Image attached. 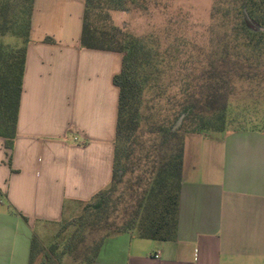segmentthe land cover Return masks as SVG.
Instances as JSON below:
<instances>
[{
  "label": "crops",
  "instance_id": "0c3cea01",
  "mask_svg": "<svg viewBox=\"0 0 264 264\" xmlns=\"http://www.w3.org/2000/svg\"><path fill=\"white\" fill-rule=\"evenodd\" d=\"M84 10L34 0L13 148L0 138V264H30L33 238L112 179L123 56L81 48ZM189 137L176 240L113 235L95 264H264V129Z\"/></svg>",
  "mask_w": 264,
  "mask_h": 264
},
{
  "label": "trees",
  "instance_id": "16d2710c",
  "mask_svg": "<svg viewBox=\"0 0 264 264\" xmlns=\"http://www.w3.org/2000/svg\"><path fill=\"white\" fill-rule=\"evenodd\" d=\"M232 49L250 64L264 63V0H234ZM81 48L121 54V72L113 84L119 90L113 173L107 188L81 204L72 221L75 232L58 260L77 251L86 233L101 234L88 248L83 264H95L105 240L132 234L141 240L175 241L178 231L185 142L188 135L224 132L225 112L205 121L195 113L192 95L183 102L165 101V65L170 53L158 35L136 37L113 24L111 14L147 11V0H84ZM34 0H0V138L13 148L23 92ZM212 17L230 10L215 5ZM12 38L15 44L4 43ZM47 43H54L51 38ZM238 53V54H237ZM224 77L217 76L220 84ZM188 94V92H187ZM187 137V138H186ZM33 238L30 264L44 250ZM56 246L50 253L56 251ZM49 252L41 264H52ZM55 264V263H53Z\"/></svg>",
  "mask_w": 264,
  "mask_h": 264
},
{
  "label": "rangeland",
  "instance_id": "374dc122",
  "mask_svg": "<svg viewBox=\"0 0 264 264\" xmlns=\"http://www.w3.org/2000/svg\"><path fill=\"white\" fill-rule=\"evenodd\" d=\"M234 4V0H147V11L115 12L111 17L116 27L133 36L158 35L164 49H170L169 63L165 65V101L176 97L178 102H183L185 96L192 95L194 111L205 121L218 112H225L223 131L262 130L264 63H246L229 44L235 21L231 9ZM215 5L231 13L216 17L214 22ZM3 41L5 44L17 42L12 38ZM218 75L224 77L220 84L216 80ZM192 135L196 134L187 137ZM82 211L83 206L73 207L61 224L52 228L42 242L39 240L43 253L49 252L53 263L83 264L88 248L101 237V234L86 233L83 242L77 244L76 252L58 260L56 254L65 248L75 232L71 223ZM53 246L57 250L50 253ZM43 253L34 264L42 263Z\"/></svg>",
  "mask_w": 264,
  "mask_h": 264
},
{
  "label": "built area",
  "instance_id": "2783aa9c",
  "mask_svg": "<svg viewBox=\"0 0 264 264\" xmlns=\"http://www.w3.org/2000/svg\"><path fill=\"white\" fill-rule=\"evenodd\" d=\"M156 258H159V256H157Z\"/></svg>",
  "mask_w": 264,
  "mask_h": 264
}]
</instances>
